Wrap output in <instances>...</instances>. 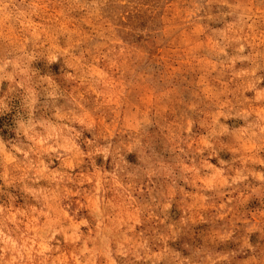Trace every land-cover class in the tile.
Wrapping results in <instances>:
<instances>
[{
    "label": "rangeland",
    "instance_id": "1",
    "mask_svg": "<svg viewBox=\"0 0 264 264\" xmlns=\"http://www.w3.org/2000/svg\"><path fill=\"white\" fill-rule=\"evenodd\" d=\"M0 264H264V0H0Z\"/></svg>",
    "mask_w": 264,
    "mask_h": 264
}]
</instances>
